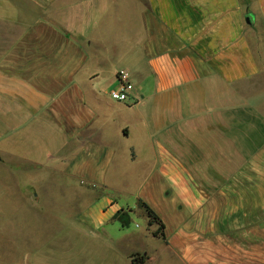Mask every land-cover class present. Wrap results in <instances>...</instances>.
<instances>
[{"label": "crops", "instance_id": "crops-1", "mask_svg": "<svg viewBox=\"0 0 264 264\" xmlns=\"http://www.w3.org/2000/svg\"><path fill=\"white\" fill-rule=\"evenodd\" d=\"M121 69L136 103L100 87ZM10 157L44 180L47 158L101 182L143 166L166 264H264V0H0Z\"/></svg>", "mask_w": 264, "mask_h": 264}, {"label": "rangeland", "instance_id": "rangeland-1", "mask_svg": "<svg viewBox=\"0 0 264 264\" xmlns=\"http://www.w3.org/2000/svg\"><path fill=\"white\" fill-rule=\"evenodd\" d=\"M118 47L110 53L120 55ZM113 83L111 74H100L102 89ZM58 158H47L45 180L22 159L0 162V264H131L135 253L149 256L145 264L170 261L166 240L153 235L158 225L148 224L139 201L150 176L145 167L111 168L101 182L65 173ZM115 208L128 212V225Z\"/></svg>", "mask_w": 264, "mask_h": 264}, {"label": "trees", "instance_id": "trees-1", "mask_svg": "<svg viewBox=\"0 0 264 264\" xmlns=\"http://www.w3.org/2000/svg\"><path fill=\"white\" fill-rule=\"evenodd\" d=\"M141 207L144 209L147 217H148V224L152 225L153 223H157L158 227L157 229L153 232L154 236L161 237L165 239L164 235V223L161 220V218L158 216V214L144 201L139 199ZM116 217L120 220L122 225H128L129 224V214L128 212H122V211H117L116 212ZM149 259V256L146 253H135L130 257V262L131 264H144L147 260Z\"/></svg>", "mask_w": 264, "mask_h": 264}, {"label": "built area", "instance_id": "built-area-1", "mask_svg": "<svg viewBox=\"0 0 264 264\" xmlns=\"http://www.w3.org/2000/svg\"><path fill=\"white\" fill-rule=\"evenodd\" d=\"M134 85L125 70H119L115 74V85L109 90V96L118 102L136 103L137 99L132 95Z\"/></svg>", "mask_w": 264, "mask_h": 264}, {"label": "water", "instance_id": "water-1", "mask_svg": "<svg viewBox=\"0 0 264 264\" xmlns=\"http://www.w3.org/2000/svg\"><path fill=\"white\" fill-rule=\"evenodd\" d=\"M251 17H252V16H250V15H247V16L245 17V21H246L248 24H250V23L252 22Z\"/></svg>", "mask_w": 264, "mask_h": 264}]
</instances>
